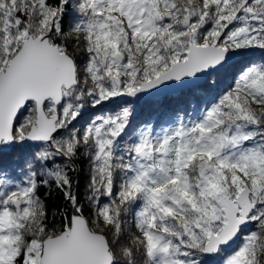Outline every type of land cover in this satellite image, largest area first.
I'll list each match as a JSON object with an SVG mask.
<instances>
[{
    "label": "snow or ice",
    "instance_id": "1",
    "mask_svg": "<svg viewBox=\"0 0 264 264\" xmlns=\"http://www.w3.org/2000/svg\"><path fill=\"white\" fill-rule=\"evenodd\" d=\"M0 264H264V0H0Z\"/></svg>",
    "mask_w": 264,
    "mask_h": 264
}]
</instances>
